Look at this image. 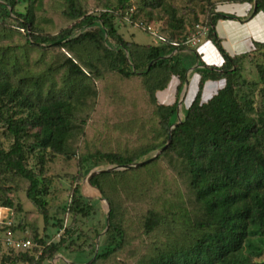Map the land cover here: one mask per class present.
I'll list each match as a JSON object with an SVG mask.
<instances>
[{"label":"rangeland","instance_id":"374dc122","mask_svg":"<svg viewBox=\"0 0 264 264\" xmlns=\"http://www.w3.org/2000/svg\"><path fill=\"white\" fill-rule=\"evenodd\" d=\"M77 1L87 14L112 10L116 4V0ZM31 3L34 7V29H41L43 33L56 34L74 22L64 17L63 0H31ZM26 4V0H21L16 9L25 12ZM171 9L174 11V24L180 25L179 28L168 26ZM211 9L228 16L222 18L225 23L236 22L234 24L240 28L235 34H245L242 26L245 18L242 17L248 13L251 15L252 5L248 1L234 0H129L127 14L121 15L114 9V25L125 39L153 44L157 41L156 37L141 26H135V23L144 26L150 24L167 39H185L183 48L179 51L180 56L195 52L206 66L218 67L223 63V57L215 44L206 38V17L208 13L211 14ZM258 15L264 20L263 11L254 14L252 19ZM219 20L216 21L215 31L222 48L232 56L246 55L242 59L241 74L257 86L251 96L254 114L260 105L256 65L264 64V45L254 48L257 42L264 43V38L252 43L247 50L233 49L231 41L221 31ZM95 28L92 25L76 26L71 34L77 36ZM30 38L31 31L27 35V31L19 28L13 16L6 17L0 11V81L7 80L13 87L20 88L34 104L60 97L65 102L64 114L69 122V131L63 153L47 151L41 155L36 146L31 150L28 148L27 145L32 144L31 139L26 142L25 165L46 185V218L27 198V181L14 173L0 172V201L9 200L12 204L7 215L12 214L14 223L18 225L17 236L31 239L35 247L38 242L34 237L54 242L63 235L64 229H68L64 236V246L42 264L93 263L99 245L104 242L110 221L108 220L106 228V205L102 199L104 195L87 179L85 169L94 165L91 169H109L102 172L111 173L102 180V184L105 194L113 202L115 221L125 232L121 249L105 260L99 258L94 264H146L160 252L187 245L197 234L193 224L201 220L202 210L188 186L185 168L174 152L167 150L140 169H111L117 165L96 162L91 156L85 157L96 151L106 150L136 155L153 143L164 140L161 144L163 146L166 137L154 128L157 117L148 94L141 86L133 87L130 83L126 85L120 80L122 77L106 72L102 64H96L98 72H92L89 76L87 63L97 60L100 55L99 48L89 39L73 45L72 50L67 51L54 44L28 43ZM105 40L109 42L110 38L105 36ZM65 57H71L84 69L85 74L70 75L64 64ZM195 65L196 63L191 67ZM191 67L185 72L182 81L172 75L163 89L154 92L159 100L168 99V102H172V96L177 98L180 119L198 91L199 74ZM214 84L222 88L224 80L205 81L200 90L201 102H206L213 96L217 88L209 90L207 85L212 87ZM178 87L180 89L176 95ZM89 88L94 89L93 93L89 92ZM16 109L11 102L0 113L10 115ZM22 109L13 113L14 118L25 117L28 108ZM33 131L35 130L29 129V133ZM12 143L13 138L0 117V147L8 150ZM160 147L149 151L135 162L153 156ZM75 186L79 187L80 195L90 205L87 214L67 209ZM149 210H153L159 220L158 226L147 233L142 222ZM260 210L264 211V205ZM252 244V248L245 247L244 253L251 257L254 264H264V243L253 237ZM259 250V254H256ZM6 251L0 247V260L2 256L8 255ZM9 257L3 264H29L28 260L14 252L10 251Z\"/></svg>","mask_w":264,"mask_h":264},{"label":"trees","instance_id":"16d2710c","mask_svg":"<svg viewBox=\"0 0 264 264\" xmlns=\"http://www.w3.org/2000/svg\"><path fill=\"white\" fill-rule=\"evenodd\" d=\"M234 1L251 3V15L259 11L264 12V0ZM26 2L25 12H20L16 7L21 0H0V11L6 17L13 16L19 28L27 31V35L31 31V41L28 39V43L54 44L71 51L73 45L89 39L100 52L97 60L87 63L89 76L92 72H98L96 64H102L106 72L122 77L120 80L126 85L130 83L133 87L141 86L148 94L157 117L154 128L164 134L166 142L170 137V142L154 159L136 168L148 166L167 150L174 152L185 168L188 186L202 210L201 220L193 224L197 234L187 245L160 252L146 264H254L250 260L251 257L244 253V249L253 245V237L264 243V211L260 210L264 205V64L256 65L260 83V105L253 114L251 96L257 86L241 74L242 59L246 55H229L222 48L215 31L216 21L228 16L211 9V14L208 13L206 17V38L215 44L223 57L220 66L208 67L195 52L184 57L179 55L184 38L180 42L163 36L164 40L156 38L157 41L153 44H141L132 39H125L117 31L113 15L115 10L121 15L127 14L129 0H116L112 10L105 9L98 14H87L77 0H63L64 17L74 22L56 34L34 29V7L31 0ZM169 15L171 19L168 26L179 28L180 25L174 24L173 9ZM86 25L96 28L72 36L74 27ZM105 36L110 38L109 42L105 40ZM260 45L264 43L256 44L254 49ZM173 52L175 53L172 54ZM194 63L197 64L194 71L199 74L198 91L184 110L180 122L171 129L176 121L177 98L173 103L164 104L158 101L154 92L163 89L172 75L182 81L185 72ZM64 64L70 75L85 74L84 69L71 57H65ZM218 79L224 80L223 87H218L210 99L201 102L200 90L204 82ZM179 89L178 87L176 95ZM93 90L89 88V92L93 93ZM11 102L17 107L16 111H12L10 115L0 113L1 119L6 123L7 132L13 138L8 150L0 147V172H11L24 178L28 183L27 198L46 218V185L37 174L26 167L25 146L31 139L32 144H28V148L31 150L36 146L41 155L47 151L63 153L69 131V122L64 114L65 102L56 97L34 104L20 88L13 87L7 80L0 81V108L4 110ZM21 108H28L25 117L14 118L13 113L19 112ZM30 128L35 131L29 133ZM163 143L164 140L157 141L136 155L106 150L96 151L85 157H94L96 162L131 164ZM82 161L81 158L80 162ZM93 166L86 168V173ZM110 174L100 172L89 179L90 184L97 188L110 204V221L104 242L99 245L94 262L89 264H94L99 258H109L121 249L125 240L124 229L115 221L113 202L105 194L102 184V180ZM11 205L9 200L0 201L2 207L11 209ZM67 209L80 214L90 211V205L80 195L78 186L72 191ZM12 212L14 213L13 210ZM158 220L157 214L149 210L142 222L144 231L151 232L158 226ZM10 228L16 231L18 225H12ZM68 231L64 229L63 235L54 242L34 237L38 245L25 250L0 245L8 254L2 256L0 264L10 258V251L28 260L29 264H42L64 246V236ZM259 252L260 250L256 254Z\"/></svg>","mask_w":264,"mask_h":264},{"label":"crops","instance_id":"0c3cea01","mask_svg":"<svg viewBox=\"0 0 264 264\" xmlns=\"http://www.w3.org/2000/svg\"><path fill=\"white\" fill-rule=\"evenodd\" d=\"M242 14H244V13H242ZM242 14H238V15H242ZM252 16L253 15H250L248 13L246 16L242 17V19L245 18L244 19L245 22L243 23L244 25H242V26H244L243 28L245 29L244 30L245 34L243 36H239V34L234 33L235 31H239V28H240V27H237L238 25L234 24L236 22L231 23V21H229L228 23H225L224 20H222V19L219 20L220 26L222 28L221 31L223 34H225V38L227 40L231 41L230 44H231L233 49L237 48V49L247 50L248 47L252 43L260 41L261 39L264 38V20H263V17L261 15H258L252 19ZM257 43H259V42H257ZM196 52L199 54V52L197 50H196ZM195 68L196 67H191V69H195ZM189 70L190 69H188V71ZM191 80H192V78H191ZM207 86H209L208 87L209 90H210V88H218L219 87L217 84H214L212 87H211V85H207ZM187 89H188V87L185 89L184 97H186ZM171 96H172V94H171ZM167 97L168 96L166 95V98ZM172 97H173L172 102H168V101H170L168 99H165V100H159L158 98L157 99L161 103L170 104V103H173L175 100V96H172ZM165 101H167V102H165ZM184 101H185V98H184Z\"/></svg>","mask_w":264,"mask_h":264},{"label":"built area","instance_id":"2783aa9c","mask_svg":"<svg viewBox=\"0 0 264 264\" xmlns=\"http://www.w3.org/2000/svg\"><path fill=\"white\" fill-rule=\"evenodd\" d=\"M135 26H141L146 29L151 35L155 36L157 39L164 40V37L159 34V32L154 28V26L142 25L141 23H135ZM8 209L6 207L0 206V245L2 247H11L15 250H25L28 248H32L34 245L29 238L18 237L17 231L12 230L10 227L15 225L12 214L8 216ZM12 212V211H11Z\"/></svg>","mask_w":264,"mask_h":264},{"label":"water","instance_id":"95a60500","mask_svg":"<svg viewBox=\"0 0 264 264\" xmlns=\"http://www.w3.org/2000/svg\"><path fill=\"white\" fill-rule=\"evenodd\" d=\"M194 67H197V64H196ZM178 106H179V103H178ZM176 115H177V120H176L175 123L171 126V129H172L177 123H179L180 120H181V119L178 117V111H177ZM169 142H170V137H168L167 142H166L163 146H161V147L155 152V154H154L153 156H151V157H149V158H147V159H144V160H141V161H137V162H134V163H131V164L117 165L116 167H112L111 169H117V168H124V169H126V168H129V167H136V166L143 165V164H145V163L151 161L152 159H154V158L157 156L158 152L162 151L163 149H165V148L167 147V145L169 144ZM104 170H109V169H91V170L88 172V178H87V179L89 180L93 175H95V174H97V173H100V172H102V171H104ZM102 199H103V201H104V203H105V205H106V228H107V227H108V220H109L110 204H109L108 200H107L105 197L102 196Z\"/></svg>","mask_w":264,"mask_h":264},{"label":"bare ground","instance_id":"6f19581e","mask_svg":"<svg viewBox=\"0 0 264 264\" xmlns=\"http://www.w3.org/2000/svg\"><path fill=\"white\" fill-rule=\"evenodd\" d=\"M254 41V40H253Z\"/></svg>","mask_w":264,"mask_h":264}]
</instances>
